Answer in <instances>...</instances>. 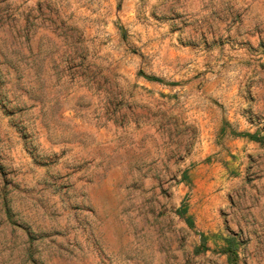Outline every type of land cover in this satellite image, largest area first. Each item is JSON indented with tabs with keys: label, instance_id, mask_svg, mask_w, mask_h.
I'll return each instance as SVG.
<instances>
[{
	"label": "rangeland",
	"instance_id": "obj_1",
	"mask_svg": "<svg viewBox=\"0 0 264 264\" xmlns=\"http://www.w3.org/2000/svg\"><path fill=\"white\" fill-rule=\"evenodd\" d=\"M0 264H264V0H0Z\"/></svg>",
	"mask_w": 264,
	"mask_h": 264
}]
</instances>
